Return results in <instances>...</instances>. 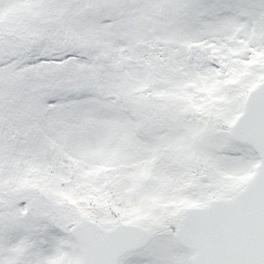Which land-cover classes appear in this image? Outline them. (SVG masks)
<instances>
[{"label":"snow or ice","instance_id":"snow-or-ice-1","mask_svg":"<svg viewBox=\"0 0 264 264\" xmlns=\"http://www.w3.org/2000/svg\"><path fill=\"white\" fill-rule=\"evenodd\" d=\"M0 264H264V0H0Z\"/></svg>","mask_w":264,"mask_h":264}]
</instances>
